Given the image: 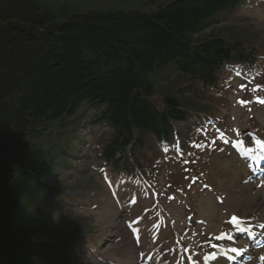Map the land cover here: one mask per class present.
<instances>
[{"label":"rangeland","instance_id":"1","mask_svg":"<svg viewBox=\"0 0 264 264\" xmlns=\"http://www.w3.org/2000/svg\"><path fill=\"white\" fill-rule=\"evenodd\" d=\"M40 1L57 19L95 11L154 8L148 0ZM166 1L169 0H156ZM211 35L244 41L264 56V0H251L235 13L218 16L203 36ZM259 66L254 75L242 69H224L217 88L208 92L170 69L156 77L157 89L151 100L158 108L164 107V97L172 95L194 116L215 115L214 120H200L201 124L213 125L220 118V125L206 127L203 132L198 131L201 126L196 123L192 134L182 123H173L176 134L170 149H166L169 156L148 141L151 148L139 152V163L149 180L155 182L159 190L156 195L151 190L135 188L138 183L124 176L107 174L104 163L97 158V146L112 131L103 126L88 127L96 111L81 109L83 118L71 120L75 128L69 120L65 122L69 124L66 129L53 126L45 141L52 154L45 175L51 184H62L69 197L58 201L41 196L21 207L10 233L17 260L21 264H219L226 250V237H237L242 229L264 220L263 187L249 185L246 166L232 151L237 141L245 151L264 148V103L259 102L264 95L259 94L256 83L264 81V61ZM194 123L192 120L188 124L191 127ZM189 135L198 148L193 149L192 167L183 166L178 175L174 155L184 152ZM199 160L204 161V167ZM106 179L118 190L120 206L111 198ZM69 193L79 197L70 200ZM144 194L150 196L149 201L143 200ZM155 196H161V209L152 205ZM255 199L259 208L252 211L250 204ZM233 217L238 218L237 224L231 223ZM160 219L165 224L158 237L146 239L143 228L151 226L152 231ZM45 228L55 233L58 248L53 252L37 249L33 254L35 241H30L27 232L34 231L39 241L43 239L39 235L48 234L42 231ZM170 242L172 250L166 247ZM234 248L233 243L229 249ZM254 260L253 264H260L264 254H255Z\"/></svg>","mask_w":264,"mask_h":264},{"label":"trees","instance_id":"2","mask_svg":"<svg viewBox=\"0 0 264 264\" xmlns=\"http://www.w3.org/2000/svg\"><path fill=\"white\" fill-rule=\"evenodd\" d=\"M245 1L148 0L151 10L57 19L40 0H0V264H21L10 242L21 207L41 196L69 197L62 184L48 185L45 175L51 128L66 129L68 120L75 128L71 120L83 118L81 109L96 111L90 123L112 131L97 149L101 160L132 174L149 137L156 144L169 141L171 121L188 117L172 95L163 98V108L151 100L160 73L170 69L209 89L225 65L253 67L263 56L244 41L203 36L214 19ZM69 194L70 200L79 197ZM42 231L48 234H38L39 241L27 232L35 241L33 254L58 248L55 233Z\"/></svg>","mask_w":264,"mask_h":264},{"label":"snow or ice","instance_id":"3","mask_svg":"<svg viewBox=\"0 0 264 264\" xmlns=\"http://www.w3.org/2000/svg\"><path fill=\"white\" fill-rule=\"evenodd\" d=\"M242 88H243V85L241 86ZM259 102L260 103H264V100H259ZM239 103H241V104H244L245 103V101H239ZM225 143H227V141H225ZM193 147H198V145H192ZM231 223H233V224H237L238 223V218L237 217H233L232 218V221H231ZM243 230V229H242ZM232 251H236V249H233Z\"/></svg>","mask_w":264,"mask_h":264},{"label":"bare ground","instance_id":"4","mask_svg":"<svg viewBox=\"0 0 264 264\" xmlns=\"http://www.w3.org/2000/svg\"><path fill=\"white\" fill-rule=\"evenodd\" d=\"M252 153H253V152H252ZM262 158H263V157H262ZM49 184H50V181H48V185H49ZM245 187H247V186H245ZM250 205H251L252 211H253V210L257 211V209L259 208L256 199H255ZM111 226H112V228L114 227L113 224H111Z\"/></svg>","mask_w":264,"mask_h":264}]
</instances>
